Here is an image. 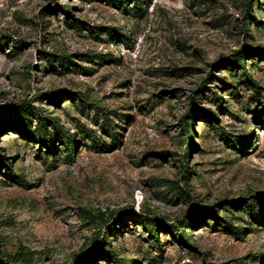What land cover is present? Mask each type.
Listing matches in <instances>:
<instances>
[{
  "label": "rangeland",
  "instance_id": "obj_1",
  "mask_svg": "<svg viewBox=\"0 0 264 264\" xmlns=\"http://www.w3.org/2000/svg\"><path fill=\"white\" fill-rule=\"evenodd\" d=\"M0 264H264V0H0Z\"/></svg>",
  "mask_w": 264,
  "mask_h": 264
},
{
  "label": "trees",
  "instance_id": "obj_2",
  "mask_svg": "<svg viewBox=\"0 0 264 264\" xmlns=\"http://www.w3.org/2000/svg\"><path fill=\"white\" fill-rule=\"evenodd\" d=\"M108 1L111 2V3H113V4H119V6L121 5V6L124 7V6L127 5V2H128L129 0H108ZM134 2L139 3V0H134ZM111 34H114V33L112 32ZM106 121H107V123L109 124V128H108L109 132L113 133L112 135L115 136L114 133H115L116 131L112 128V120L109 119V116L106 117ZM187 132H188V130H187ZM50 143H51V142H47V145L49 146ZM18 177H19V176H18ZM18 177H16V178H18ZM22 180H24V179H23V178L17 179V181H22ZM164 227H167L168 229H170L171 225H164ZM173 229L176 230L177 228H176V227H173ZM155 232H156V231H155ZM113 255H115V254L113 253ZM93 256H94V253L92 252V253H90L89 258L92 259ZM115 261H116V262H119L118 259H115Z\"/></svg>",
  "mask_w": 264,
  "mask_h": 264
}]
</instances>
